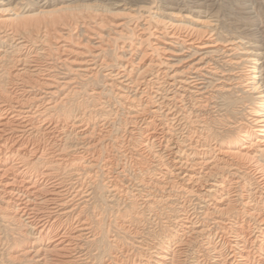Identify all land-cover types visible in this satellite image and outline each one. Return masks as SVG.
Instances as JSON below:
<instances>
[{"label": "bare ground", "instance_id": "bare-ground-1", "mask_svg": "<svg viewBox=\"0 0 264 264\" xmlns=\"http://www.w3.org/2000/svg\"><path fill=\"white\" fill-rule=\"evenodd\" d=\"M146 11L116 36L79 15L73 48L55 36L67 15L27 23L0 7V264H264V46ZM137 27L147 37L104 74L127 119L111 99L68 108ZM91 189L111 208L88 214Z\"/></svg>", "mask_w": 264, "mask_h": 264}, {"label": "rangeland", "instance_id": "rangeland-1", "mask_svg": "<svg viewBox=\"0 0 264 264\" xmlns=\"http://www.w3.org/2000/svg\"><path fill=\"white\" fill-rule=\"evenodd\" d=\"M0 2L3 4H8L7 6H0L1 8L2 7L6 8L10 5V9L18 3V5L21 6V11L25 15L24 20L27 23H34L39 20L49 21V20H53L54 18H58L59 16L67 15L69 19L68 21L70 23L68 24L69 27L67 26L68 29L65 30V29H60L59 27H57L56 30L59 35H55V36L58 38V36L60 37V35L61 36L63 35L62 37L66 38L67 41L71 43L70 46L73 48H81L80 47L81 44L79 43H82V39H84L83 36L81 38H78L79 40L76 39L81 28L76 27L75 22L79 19L80 16L85 15L87 13L98 14L97 18L101 19L103 22V28H104L103 33L105 34L110 33L111 35L116 36V34H114V30H112V26H111L112 23L120 22L123 20L126 21V19L127 20L129 19V25H127V27L136 25V24L138 25V27H140L139 24L140 25L144 24V16L148 14V12L147 11L145 12V10H148V9L152 13L153 17H156L158 18V20L163 21V22L161 21L163 25H165L164 23L168 24V22L170 23V22L180 21L184 23V25H186L187 28H189L190 26H194V25L199 27V25L193 23V20H196V19L209 20L210 19L209 22H211L210 24L213 25L212 28H215L216 31L220 33V35L222 34L221 35L222 38L224 39L225 38H232V39L242 38L244 42L248 41L249 43H252L255 46H258L257 48H260V44L264 46V28H263L264 27V0H155V3H151V0H22V1L21 0H0ZM113 3H116L118 5H113ZM65 5H68L70 8L62 10L61 6H65ZM140 5L141 6L144 5V9L139 8ZM137 8L141 10V13H137L136 17L132 16L134 11H131V9L136 10ZM41 10L44 12H40ZM142 13H144L143 14L144 16L141 15ZM134 18H137V19H134ZM95 21L97 20L93 19L92 21H89L91 26L95 24ZM150 23L152 25V26L150 25V27H153L155 24L153 20H151ZM127 27L125 26V29H124L125 32L128 29ZM138 27L134 29V33L131 36V38H127V39L118 38L117 41L111 40V42L108 43L110 45H107L108 51L106 50L107 53L105 52V55L110 65L106 68H102L99 71L98 77L95 78L96 81L93 80L87 85H84V89L82 90L83 93L81 94V96L73 97L74 100L72 98V100L68 104L69 106H67L68 108L72 107V109H76V107L77 108L80 107L79 106L80 104L82 106L88 105L91 107L92 104L94 105V104H97V102L99 103L101 101H107L108 99H111V102L113 105L117 104L116 103L117 100L113 98L112 93L111 94L107 93V90L110 88V86L106 84L110 82L111 80L109 76H104V74H106L109 71L118 70L119 64L123 60L119 56H121L124 50L129 49V45L131 44L133 48L134 47L136 48L137 47L136 45H138L137 43L139 41V39L137 40V38H141V37L145 38V36L147 37L149 32L146 30L145 32L142 33V31L140 30V28L138 29ZM96 29L99 30L97 27ZM57 40L59 41L61 40V38H58ZM57 40L55 41L52 40L51 42H54V43L58 42ZM151 40H153V37H150L148 41L145 40L144 44L140 46L141 47L140 49H136L135 56L131 58V59L133 58L135 59L136 61L135 64H137V61H139L140 56H137V54L140 52V50L145 49V48H151L150 46H148L150 43L149 41ZM74 41H76V43ZM69 42L63 41L62 43L70 44ZM123 42H124V46L126 45L125 49L121 48V46H123ZM157 55H158L157 53H154L153 57L156 58ZM161 55H164V54L160 52L159 53L160 58H161ZM69 56H72V55L70 54ZM139 65H141V63L138 64V66ZM91 89H95L97 91L103 90L102 91L103 94L100 95V98H93L94 96L89 95V92L91 91ZM114 90H116L117 92L119 91L115 87H114ZM120 101L124 103L123 105L124 109H121V105H118V104H117L118 106L116 105L117 108L120 106L118 108L119 113L117 116V120L121 119L124 121L125 119H127L126 118L127 117L126 113L128 111L126 107L127 102L125 104V101L123 100H120ZM129 126L130 125H128L127 127ZM120 132L121 134H123V131L120 130ZM156 181L162 184L161 179L160 180L156 179ZM98 182L100 183V180ZM151 185L148 187L149 189L147 188V190L156 196L160 194H165L168 192L173 194V193H177L180 190L179 188L161 189L159 185H157L158 187L154 184L153 186ZM131 191L134 192L132 189ZM106 203H108L110 208L113 205L112 202L107 201V199L105 200V197L104 198L101 197L100 194L95 193V190H94V192H92L89 198V201L87 202L88 214L92 215L94 207H95V214H98L99 211H102L101 209H103L102 207ZM0 205H2L1 201H0ZM108 219L112 220L111 217H109ZM1 223L2 221H0V228H3L1 227L3 226V224ZM5 233L6 232L2 234L4 235ZM8 234L6 233V235ZM3 249L1 250V252L3 253L1 257L2 258L4 257L3 259L7 261L9 260V255L11 254L12 249L7 248V246H5ZM25 264H28V263L25 262Z\"/></svg>", "mask_w": 264, "mask_h": 264}]
</instances>
